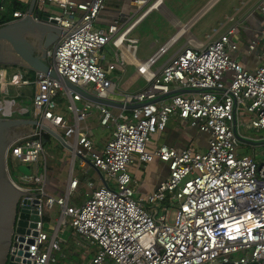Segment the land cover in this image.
<instances>
[{
  "label": "built area",
  "instance_id": "obj_1",
  "mask_svg": "<svg viewBox=\"0 0 264 264\" xmlns=\"http://www.w3.org/2000/svg\"><path fill=\"white\" fill-rule=\"evenodd\" d=\"M152 1L131 3L140 13ZM158 1L138 17L119 16L108 27L96 28L106 0H37L40 10L47 3L60 9L50 13L55 23L48 21L62 31L50 62L59 78L31 68L34 79L0 69L1 117L32 113L38 121L7 150V161L36 165L35 173L22 177L28 186H19L27 192L37 219H29L21 232L14 229L6 264H52L67 224L97 246L93 264L106 259L113 264H264V161L238 151L252 139L249 129H264V50L258 66L247 69L233 56L238 44L236 28L231 27L208 43L187 41L159 66L183 37L185 32L178 30L152 55L136 62L146 85L121 91L109 73L117 63L124 64L125 53L136 58L139 40L131 33L158 8ZM257 10L264 16V0ZM25 14L13 12L18 19ZM258 38H264V21ZM257 42L253 40L251 50ZM110 43L117 50L116 62L105 70L103 50ZM25 86H34L32 112L17 102L22 97L18 89ZM60 93L68 98L71 117L56 111ZM95 111L99 125L111 129L102 152L95 150L90 129L81 126ZM172 117L206 133V148L178 149L163 143L148 149L153 135L164 131ZM54 133L72 153L61 194L46 189V160L44 172H38L44 136L56 137ZM155 158L167 164L168 175L154 191L140 196L129 166ZM77 159L104 175V183L80 205L71 201L80 183ZM55 205L60 213L52 225L45 217Z\"/></svg>",
  "mask_w": 264,
  "mask_h": 264
},
{
  "label": "rangeland",
  "instance_id": "obj_2",
  "mask_svg": "<svg viewBox=\"0 0 264 264\" xmlns=\"http://www.w3.org/2000/svg\"><path fill=\"white\" fill-rule=\"evenodd\" d=\"M121 1L123 3L122 5L116 4L114 0H110L107 6L110 8H114L118 5H121V12L127 14L128 16L138 17L145 9L150 7L155 0L150 2V4H148L146 8L141 10L140 13L138 12L136 6L131 5L132 0ZM210 1L211 0H163V5L148 14V16L142 22H140V24H138L131 33V36L137 37L139 40L137 55L141 58H148L150 55H152L162 44H164L170 38V36H172L176 31L179 30V26L176 24L177 21L181 24H186L187 22L193 23L197 18L191 28H188V31L185 32L183 37L169 50L166 55H164L160 59L159 63L167 60V58H169L172 54L179 50L185 44L187 37L190 35V32L199 41L209 40V37L214 34L215 29L220 28L221 24L226 21L228 15H230L231 12H234L237 9V7L240 5L241 0H218L206 13L198 18V14L201 13V10L206 7ZM94 25L96 28H101L102 26H104L97 21L94 22ZM224 29L225 28H222L221 30ZM42 43L43 46H41V48H46V60L48 63H50L52 62V54L55 46L53 42L51 43V38L48 39L47 37H45ZM104 54L106 59H113V49L111 48L110 44L106 45V47L104 48ZM101 64L103 65L104 69L107 70L108 66L104 65V61H102ZM0 65H2V68L0 69L7 70L9 74L20 71L24 73V75L26 74L27 77L34 79V75L32 74L30 68L24 67L21 64ZM114 75H116L115 71L111 72L109 77L114 79ZM141 84L142 82H139L136 87L140 86ZM18 91L21 93L22 97L17 99V102L21 105L27 106L32 112V86H25L21 89H18ZM14 92L15 90L11 89L10 94H14ZM56 101L58 103V106L56 108L57 112L63 114L66 117L72 116V112L67 108V97L63 96V94L60 93L58 96H56ZM15 118L32 119V113L20 114L18 116L16 113ZM169 124L172 128L182 127L178 129L177 132H173V135L176 136L177 134V137H180L181 140L188 142L187 138L192 137V142H189L188 146L194 149H205L208 139V135L206 133H203L197 128H194L190 125L179 123V121L177 122L176 118H172ZM29 128L30 124H26L25 128L17 133H21L20 135L23 136L28 132ZM110 133V129H104L100 127L93 129L92 135L94 136V148L96 151L102 152L105 146V141L109 138ZM166 134L167 133H165V131L154 134L152 142H161L162 138H164ZM247 135L249 137H252V139H249V141L252 143H241L238 149L239 154H251L254 155L258 161H264V129L257 130L255 128H251L247 131ZM157 136H161L159 140L157 139ZM182 143L184 142L182 141ZM150 146L151 144L148 145V149H152ZM71 159V151L56 137L52 136L50 141L45 144L44 152L41 155V159L38 165V172H44L43 162L44 160H46L48 165L49 177L61 175L63 178L60 179H64V177L68 178L70 174ZM130 166H132L133 169L136 168V170H133V172L135 173V175L139 176V179L141 180L143 179L142 177L146 178L145 174L148 171V168L151 169L152 174H157L158 176L165 174L163 166L158 165V163L156 162L148 164L147 169L143 168L144 165L138 166V162H135ZM8 169L9 174L18 185L28 186L22 181V177L28 173H35L36 165L33 163H20L10 158ZM78 170L81 173L80 178L83 185L73 193L71 201L72 203L80 205L92 195V191L94 189H89V186H87V184L89 182H94L95 177H93L94 172L87 173L84 172V170L80 171L81 168L79 166V160L77 159L75 164V173H77ZM110 185L112 187H115V184L113 182H110ZM21 201L22 197L17 204L18 209L16 210V217L18 216V210L21 206ZM149 206L150 205H148V207ZM59 213L60 209L57 205H55L50 211V217H48L47 220L52 225H56ZM12 226V223L8 225V231H10V228ZM10 235L12 239L13 233H11ZM60 237L64 239V242L61 243V247L59 250L56 249L53 252L56 264H77L78 262L80 264H93L92 260L97 250V246L95 244H91L81 236L74 234L72 228L68 224L66 227H64L63 232L60 233ZM73 254L77 255L76 258L73 257ZM104 264H113V262L109 259H106V262Z\"/></svg>",
  "mask_w": 264,
  "mask_h": 264
},
{
  "label": "crops",
  "instance_id": "obj_3",
  "mask_svg": "<svg viewBox=\"0 0 264 264\" xmlns=\"http://www.w3.org/2000/svg\"><path fill=\"white\" fill-rule=\"evenodd\" d=\"M2 1L3 0H0V7H1L0 11H5L6 8L3 7ZM18 1L24 5H27L26 10H24V11L20 10L22 12H26L30 6L31 0H18ZM109 1L110 0H106L107 4L105 6V9L102 11V13L100 14V16L97 19V22L104 25L101 28L108 27V25L110 23H112L113 20L119 16H125L127 18L132 17V16H128L127 14L121 12L120 8H121V5L123 4L121 0H114V2L116 4H121L120 6L118 5L114 8H110L107 6ZM261 1H263V0H241L240 5L237 7V9L234 12H231L230 15H228L226 21H224L221 24L220 28L215 29L214 34L209 37V40L199 41L190 32V35L187 37L185 43H187V41H190L192 44H197L199 42L208 43V42H211L212 40L218 38L221 34L225 33L231 27H235L236 28V36L235 37H236V41L238 44V50H237V52H235L233 54V56L236 59H238L247 69H250V70L255 69L258 66V64L260 63V55L264 49V38L260 39V40L258 38L261 35L262 24L264 21V16H263L262 12L257 10V5ZM131 5H132V3H131ZM36 8L38 9L37 2H36ZM44 9H48L50 11V13H52V14H57L60 12V9L56 5L49 4V3H47L45 5ZM209 9H207L204 13H206ZM204 13L203 12L199 13L197 17L200 18ZM14 19H18V18H14ZM190 20H192V19H190ZM195 20H194V22H195ZM194 22L193 23L187 22L188 25H190V28L194 24ZM222 28H225V29L221 30ZM256 39L258 40V42L255 45V48L251 50L249 46L251 45L253 40H256ZM58 40H59L58 37H52L51 43L53 42V44L55 46L56 43L58 42ZM37 44H38L37 53L38 54H44L41 50L42 48H41V43L39 40H37ZM110 45H111V48L113 49V54H112L113 59L112 60L106 59L105 54H104V50H103L104 65H108V63H115L116 62L117 50L111 43H110ZM169 58H167V60ZM144 59H146V58H141L138 55L136 56V58H134L132 55L125 53V60L126 61L124 62L123 65L117 63L116 69L114 70L116 72V75H114V80L117 81V85H118L119 90H121V91H135V90L143 88L146 85L145 79L137 73V67H136V62L138 60H144ZM167 60L163 61L162 63H159V66L163 65ZM110 74H111V72L109 73V76H110ZM125 77H126V80H125ZM139 82H142V84L140 86L136 87ZM33 89H34V86H32V91H33ZM69 117H71V116H69ZM172 118H176L177 122L179 121V123L189 125L188 122L183 121L177 117H172ZM170 120H169V122H170ZM169 122L167 124V129L165 131V133H167V134L164 138H162V141L161 142L155 141V143L151 141L150 147L152 149H154L155 147H157L163 143L172 145L176 148L182 147L181 146L182 141L184 143H186V141L181 140L180 137H177V134H176V136L173 135V132H177V130L182 128V127L172 128L170 126ZM81 126H82V128H89L91 134H92L93 129L97 128V127L104 128V129H110V128H105V127H102L99 125L97 111L93 112L91 114V116L85 122H82ZM183 126H185V125H183ZM110 131H111V129H110ZM160 137L161 136H159V137L157 136V139L159 140ZM191 139H192V137H189V138H187V141L192 142ZM106 141H107V139H106ZM106 141H105V143H106ZM207 143H208V139L206 142V146H207ZM206 146H205V148H206ZM152 149H150V150H152ZM154 162L158 163V165L163 166L164 172H165L164 175L158 176L157 174H152L151 169L148 168V164L154 163ZM140 165H144L143 166L144 169L148 168L147 169L148 171L145 174L146 178L142 177L143 178L142 180L139 179L140 177L135 175V173L133 172V170H136V168L133 169L132 166H130L129 171H130L131 175L133 176V178H135L136 186H137V190L139 192V195L143 196L147 193L154 191L157 188L158 184L163 179H165V177L168 175V168H167L166 163L160 161L157 158H155L152 162H149V163H138V166H140ZM79 166L81 168L80 171L84 170V172H87V173L94 172L93 177H95V181L89 182L87 184V186H89V189H92V190L96 189L104 183L103 176L96 170L95 167L89 166V165L81 166L80 164H79ZM80 174L81 173L79 172V170L77 173H75V175L80 179V183H79L77 190L83 185L82 180L80 178ZM60 178H63V177L61 175H55V176L49 177V175H48V178L46 181V189L49 193L61 194L63 192L68 178H65V177H64V179H60Z\"/></svg>",
  "mask_w": 264,
  "mask_h": 264
},
{
  "label": "water",
  "instance_id": "obj_4",
  "mask_svg": "<svg viewBox=\"0 0 264 264\" xmlns=\"http://www.w3.org/2000/svg\"><path fill=\"white\" fill-rule=\"evenodd\" d=\"M217 1V0H216ZM215 1V2H216ZM37 0H31L30 6L25 16L19 19H13L3 25H0V64H21L37 71L50 73L52 76L59 78L55 69L47 62V50L42 47L44 54H38L37 40L43 46L45 37H58L62 33L61 30L53 27L49 22L55 23V19H50V12L45 9L36 8ZM214 2V4H215ZM209 4V3H208ZM214 4L205 7L209 9ZM1 8V7H0ZM204 8V9H205ZM206 9V10H207ZM188 25V23H186ZM65 84L75 91L84 93L80 88L65 80ZM92 100L111 103L108 100L97 99L90 96ZM26 124H30L28 132L34 125L38 124L34 119L13 118L6 119L0 117V264H6L8 250L11 244V233L14 229L17 232L23 230V226L27 224L29 219L35 220L36 210L32 208L31 201L24 191L11 177L8 169L7 150L9 145L19 137ZM27 132V133H28ZM53 133V132H52ZM25 134V133H24ZM59 141L64 144L60 135L54 133ZM249 143H252L249 141ZM96 170L103 176L102 172ZM22 197L21 206L17 213V204ZM38 202L34 200L33 203ZM13 226L8 231V225ZM15 224V227H14ZM11 232V233H9ZM9 264H13L9 262Z\"/></svg>",
  "mask_w": 264,
  "mask_h": 264
},
{
  "label": "trees",
  "instance_id": "obj_5",
  "mask_svg": "<svg viewBox=\"0 0 264 264\" xmlns=\"http://www.w3.org/2000/svg\"><path fill=\"white\" fill-rule=\"evenodd\" d=\"M2 5H3V7H5L6 8V10L5 11H0V25H3V24H5V23H7V22H9V21H11V20H13L14 19V16H13V12L14 11H17V10H22V11H24V10H26V8H27V5H24V4H22L21 2H19L18 0H3L2 1ZM46 11H48V12H50L48 9H45ZM150 14V13H149ZM148 16V15H147ZM146 16V17H147ZM145 17V18H146ZM144 18V19H145ZM143 19V20H144ZM142 20V21H143ZM141 21V22H142ZM140 24V23H139ZM0 68H2V65H0ZM31 72H32V74L34 75V71L33 70H31ZM32 75V76H33ZM25 76H27L26 74H25ZM167 129V128H166ZM166 129L164 130V131H166ZM44 138H45V144L47 143V142H49L50 141V139L52 138V136L51 135H49V134H45V136H44ZM189 145V142H186V143H182L181 144V146L182 147H185V146H188ZM182 147H177L178 149H181ZM9 160H10V158L8 159V163H9ZM18 209V208H17ZM46 219H48V216H46L45 217ZM76 254H73V257L74 258H76ZM53 264H56V260H54L53 262H52ZM77 264H80L79 262L77 263ZM225 264H232V263H225Z\"/></svg>",
  "mask_w": 264,
  "mask_h": 264
},
{
  "label": "bare ground",
  "instance_id": "obj_6",
  "mask_svg": "<svg viewBox=\"0 0 264 264\" xmlns=\"http://www.w3.org/2000/svg\"><path fill=\"white\" fill-rule=\"evenodd\" d=\"M214 2H215V0H213ZM212 0L209 2V4H208V6H210V5H212V4H214V2H213ZM163 5V1L162 0H159L155 5H154V7H161ZM208 6H206V7H208ZM206 9L207 8H205V9H203L201 12H205L206 11ZM178 26H179V34H182V33H184V32H187L188 31V28L190 27V25H184V24H181V23H179L178 21H177V23H176ZM8 107V106H7Z\"/></svg>",
  "mask_w": 264,
  "mask_h": 264
}]
</instances>
